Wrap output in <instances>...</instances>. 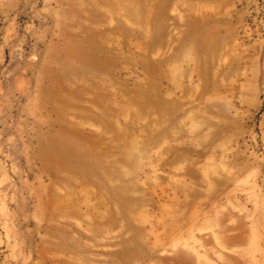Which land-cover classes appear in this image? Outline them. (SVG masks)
<instances>
[{"label": "rangeland", "instance_id": "rangeland-1", "mask_svg": "<svg viewBox=\"0 0 264 264\" xmlns=\"http://www.w3.org/2000/svg\"><path fill=\"white\" fill-rule=\"evenodd\" d=\"M0 264H264V0H0Z\"/></svg>", "mask_w": 264, "mask_h": 264}, {"label": "bare ground", "instance_id": "bare-ground-1", "mask_svg": "<svg viewBox=\"0 0 264 264\" xmlns=\"http://www.w3.org/2000/svg\"><path fill=\"white\" fill-rule=\"evenodd\" d=\"M63 144L62 143H56V142H51L47 148H45L41 152V158L45 164L47 165H53L56 167H64L65 163V155H64V149L62 148ZM77 159L80 160L82 156L87 152L85 149H81L79 145L77 146Z\"/></svg>", "mask_w": 264, "mask_h": 264}]
</instances>
